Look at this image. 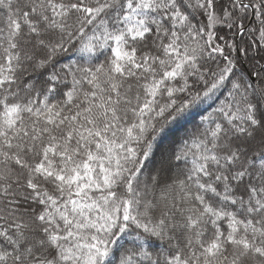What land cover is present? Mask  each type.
I'll list each match as a JSON object with an SVG mask.
<instances>
[{"label":"snow or ice","instance_id":"snow-or-ice-1","mask_svg":"<svg viewBox=\"0 0 264 264\" xmlns=\"http://www.w3.org/2000/svg\"><path fill=\"white\" fill-rule=\"evenodd\" d=\"M0 264H264V0H0Z\"/></svg>","mask_w":264,"mask_h":264}]
</instances>
